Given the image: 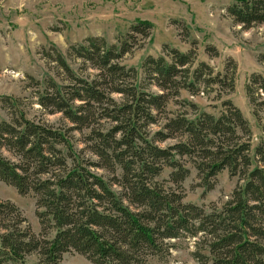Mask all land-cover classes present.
Returning <instances> with one entry per match:
<instances>
[{"label":"trees","instance_id":"obj_1","mask_svg":"<svg viewBox=\"0 0 264 264\" xmlns=\"http://www.w3.org/2000/svg\"><path fill=\"white\" fill-rule=\"evenodd\" d=\"M227 14L243 29L264 24V0H235ZM151 28L137 22L119 46L90 37L70 47L67 54L94 72L90 78L75 76L56 50L46 54L69 84L47 81L37 105L62 115L71 125L65 132L21 115L0 120V182L19 196L33 195L40 228L35 234L13 203L0 202V264H28V256H35L33 264H59L66 254L90 264H147L184 237L197 238L193 257L201 264H264V139L252 159L248 123L230 101L217 117L189 102L193 118L165 110L180 90L195 95L201 84L233 91L236 65L229 60L222 75L203 62L191 70L195 42L186 52L164 45V56L141 65L147 86L157 89L149 92L136 84L137 71L119 61ZM206 51L217 55L213 47ZM245 91L254 104L255 94H264L262 77L251 75ZM70 132L81 135L79 154L88 151L96 161L73 155ZM167 141L175 142L159 146ZM186 164L206 192L223 171L239 183L220 208L206 211L183 202ZM164 169L168 180L158 182Z\"/></svg>","mask_w":264,"mask_h":264},{"label":"rangeland","instance_id":"obj_2","mask_svg":"<svg viewBox=\"0 0 264 264\" xmlns=\"http://www.w3.org/2000/svg\"><path fill=\"white\" fill-rule=\"evenodd\" d=\"M235 0H0V120L10 122L20 115L34 123H43L65 132L71 125L60 114H48L37 105V93L45 90L46 82L58 88L69 81L63 70L53 60L46 57L54 49L65 59L69 69L77 77L90 78L94 72L80 59L69 56L70 47L82 43L86 38L98 37L108 45L119 46L129 28L137 22L151 24L150 37L136 36L135 46L125 54L119 63L137 71L136 84L149 92H157L148 87L141 65L147 57L164 56V45L186 52L195 42L196 60L191 68L201 62L213 70V75L223 74L229 60L236 65L234 89L221 90L215 85L205 88L198 86V92L191 95L180 90L179 96L166 105L171 115L185 113L193 118V111L184 103L194 104L199 112L217 117L223 110L222 103L230 101L240 110L250 129V157L254 159V149L264 139V94H255L254 104L246 94L245 85L251 75L264 80V24L249 29L233 23L227 8ZM215 48L212 56L206 49ZM37 83V85H36ZM8 102L4 104V100ZM108 129L109 123H103ZM158 127H151L154 133ZM83 133H87L84 131ZM69 145L75 157L96 161L88 151L79 154L84 146L78 132H70ZM70 136V137H69ZM175 141L159 144L166 147ZM67 154L65 147H60ZM190 174L182 183L184 203L217 208L226 202L234 187L239 183L226 171L218 174L216 184L210 191L199 187L197 173L186 164ZM97 175L109 179L102 170H94ZM169 169H164L158 182L167 181ZM166 187L170 185H166ZM117 190V189H115ZM11 202L20 211L26 224L35 234L40 228L36 218L35 199L32 194L19 196L16 191L0 182V202ZM53 236V233H51ZM197 238H180L169 244L172 246L163 258L150 257L147 264H201L193 254ZM36 262L35 256H28L26 263ZM59 264H90L77 254H66Z\"/></svg>","mask_w":264,"mask_h":264}]
</instances>
